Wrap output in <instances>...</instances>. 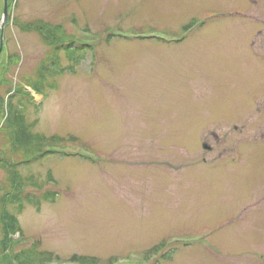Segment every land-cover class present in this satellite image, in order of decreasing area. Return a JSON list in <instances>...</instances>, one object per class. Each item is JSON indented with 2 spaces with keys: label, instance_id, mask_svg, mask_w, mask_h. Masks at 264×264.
I'll return each mask as SVG.
<instances>
[{
  "label": "rangeland",
  "instance_id": "rangeland-1",
  "mask_svg": "<svg viewBox=\"0 0 264 264\" xmlns=\"http://www.w3.org/2000/svg\"><path fill=\"white\" fill-rule=\"evenodd\" d=\"M8 5L1 102L49 52L37 26L93 47L57 89L31 91L35 130L64 138L57 148L66 154L32 165L41 179L52 171L56 182L44 189L59 194L39 210L26 205L16 250L37 244L58 257L45 264H77L75 255L97 264H264V0ZM6 143L0 133V153ZM6 184L0 168V195ZM9 257L0 250V263Z\"/></svg>",
  "mask_w": 264,
  "mask_h": 264
},
{
  "label": "trees",
  "instance_id": "trees-1",
  "mask_svg": "<svg viewBox=\"0 0 264 264\" xmlns=\"http://www.w3.org/2000/svg\"><path fill=\"white\" fill-rule=\"evenodd\" d=\"M198 22L184 26L188 32ZM49 47V52L34 71V74L23 79L13 93L8 91V98L1 102L0 99V133L7 140L5 149H1L0 168L6 172L7 186L2 188L0 195V223L2 241L0 250L4 255L11 254L9 264H45L58 257H52L47 251L38 250V245L33 244L28 249L16 250V235H22L19 215L26 205L35 206L38 210L42 203H54L58 199V192L44 189L47 184L55 183L52 171L49 170L46 179L34 174L31 167L39 164L51 155L66 154L56 148L64 138L53 135L48 136L35 130L37 121L28 117V108L33 106L37 110L40 104L34 101L31 91L47 95L49 91L58 88V77L64 74H76L78 67L93 52V47L87 43H79L63 38L64 33L52 30L47 26H37L35 29ZM76 140L75 137L71 138ZM28 171L24 174L22 171ZM165 246L161 243L147 253V259L158 254ZM164 258L170 256L164 255ZM71 261L77 264H97V259L75 255ZM2 264V263H0Z\"/></svg>",
  "mask_w": 264,
  "mask_h": 264
},
{
  "label": "water",
  "instance_id": "water-1",
  "mask_svg": "<svg viewBox=\"0 0 264 264\" xmlns=\"http://www.w3.org/2000/svg\"><path fill=\"white\" fill-rule=\"evenodd\" d=\"M8 10H9L8 0H5V6H4L3 17H2V26H1V46H0V53H1L2 48H3L4 26H5V22L8 19V15H9Z\"/></svg>",
  "mask_w": 264,
  "mask_h": 264
}]
</instances>
